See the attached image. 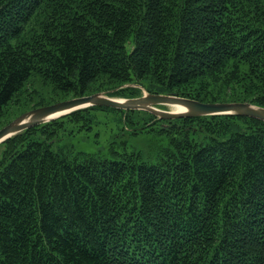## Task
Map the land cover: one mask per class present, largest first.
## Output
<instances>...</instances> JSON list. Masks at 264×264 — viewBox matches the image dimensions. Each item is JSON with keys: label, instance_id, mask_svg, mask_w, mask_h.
<instances>
[{"label": "trees", "instance_id": "obj_1", "mask_svg": "<svg viewBox=\"0 0 264 264\" xmlns=\"http://www.w3.org/2000/svg\"><path fill=\"white\" fill-rule=\"evenodd\" d=\"M32 78L48 105L138 85L264 108V0H0V128ZM93 111L165 124L168 148L52 150ZM0 264H264V122L89 107L22 131L0 144Z\"/></svg>", "mask_w": 264, "mask_h": 264}, {"label": "rangeland", "instance_id": "obj_2", "mask_svg": "<svg viewBox=\"0 0 264 264\" xmlns=\"http://www.w3.org/2000/svg\"><path fill=\"white\" fill-rule=\"evenodd\" d=\"M140 90V94L136 97L143 94L142 88ZM52 93L50 87L43 85L40 79L32 78L5 112L2 125L39 108L34 106L39 100H47L43 104L47 106L48 98L53 96ZM113 98L124 99L125 97ZM160 109L173 110L171 107L163 106ZM90 114V122L79 125L66 124L64 130L58 133V140L53 144L52 150L68 157L84 153L109 160L120 159L119 155L125 153H134L144 161L155 163L168 148V138L159 132L161 128H166L165 124L157 123L150 131L147 129L141 133H134L135 127L126 124L117 113L93 111Z\"/></svg>", "mask_w": 264, "mask_h": 264}, {"label": "water", "instance_id": "obj_3", "mask_svg": "<svg viewBox=\"0 0 264 264\" xmlns=\"http://www.w3.org/2000/svg\"><path fill=\"white\" fill-rule=\"evenodd\" d=\"M134 87L141 89L138 85H134ZM142 91L141 96L126 99H116L109 96L112 91L98 92L35 108L0 128V144L24 130L89 107H107L122 111H145L160 120L237 115L264 122V108L250 103H202L175 95L150 94L143 89ZM162 106L171 107L173 110L158 108ZM176 107L181 108V110L175 109Z\"/></svg>", "mask_w": 264, "mask_h": 264}, {"label": "bare ground", "instance_id": "obj_4", "mask_svg": "<svg viewBox=\"0 0 264 264\" xmlns=\"http://www.w3.org/2000/svg\"><path fill=\"white\" fill-rule=\"evenodd\" d=\"M175 109H177V110H181V108H179V107H176Z\"/></svg>", "mask_w": 264, "mask_h": 264}]
</instances>
